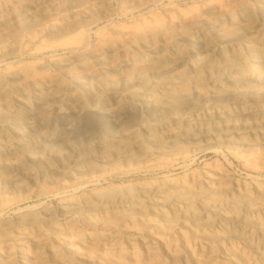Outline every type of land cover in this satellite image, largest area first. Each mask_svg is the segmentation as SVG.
I'll return each instance as SVG.
<instances>
[{"label":"bare ground","instance_id":"bare-ground-1","mask_svg":"<svg viewBox=\"0 0 264 264\" xmlns=\"http://www.w3.org/2000/svg\"><path fill=\"white\" fill-rule=\"evenodd\" d=\"M2 1L0 264H264V0Z\"/></svg>","mask_w":264,"mask_h":264},{"label":"rangeland","instance_id":"rangeland-1","mask_svg":"<svg viewBox=\"0 0 264 264\" xmlns=\"http://www.w3.org/2000/svg\"><path fill=\"white\" fill-rule=\"evenodd\" d=\"M195 1L200 3V2H203L206 0H195ZM3 2L4 1L0 0V4H3ZM111 2H112V6L115 9V12L117 14V10H118L119 5H120V0H111ZM188 2L189 1H187L186 3H188ZM166 3H167V0L163 2V4H166ZM186 3H183V4H186ZM154 7H156L155 4H150V6H149V8H154ZM7 14H9L8 11H5V10L2 11L1 10L0 11V18L5 17ZM103 24H105V22L101 23V25H103ZM50 55H51L50 53L45 52V53L39 54L35 58H27L26 61L30 62V63L35 61V60L47 62L49 60ZM5 59H6V62H16L19 58L16 55H11ZM48 74L49 75H55L56 72L54 70H52L51 68H49ZM81 144L71 143L68 141V142L62 143L58 147H61V149H64V148H66V146L78 147ZM82 145H85V144H82ZM214 158H215V154H213V153L200 152V153L196 154L195 156H192L191 158H189V160L187 161V164H189L190 166L192 165V167L201 168L205 164V162L211 161ZM225 160L226 159L221 158V161H222L224 167L226 169L230 170L236 178L248 180V181H251L250 179H252V180L253 179L254 180L259 179V180L264 181V165H263L264 163H263V161H261L262 163L258 168H251V167H244L242 162L233 156H229V162L225 161ZM262 165H263V167H262ZM176 171L181 172V171H183V168L177 169ZM159 174H161V172H151L148 174L147 177L151 178V177L157 176ZM144 177L145 176L140 175V174L134 175V178H138V179H142ZM117 180H118V182H121V179H117ZM43 187H44L43 183L38 184L35 187L34 192L31 194L30 199L27 202H25L24 204H22L21 206L24 207L27 205H38L39 204L40 207H41V205L42 206L52 205L53 207L57 208L58 203H57L56 196L54 194H48V195H44V196L39 197V194H40L41 190L43 189ZM4 216L14 218V209H12V208L7 209L4 212Z\"/></svg>","mask_w":264,"mask_h":264}]
</instances>
